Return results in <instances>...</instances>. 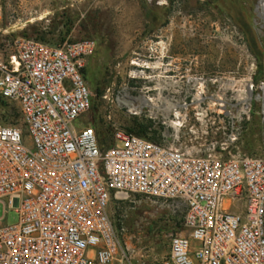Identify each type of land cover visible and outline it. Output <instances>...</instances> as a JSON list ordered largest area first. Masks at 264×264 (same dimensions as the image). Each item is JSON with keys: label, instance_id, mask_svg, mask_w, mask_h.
<instances>
[{"label": "built area", "instance_id": "1", "mask_svg": "<svg viewBox=\"0 0 264 264\" xmlns=\"http://www.w3.org/2000/svg\"><path fill=\"white\" fill-rule=\"evenodd\" d=\"M2 19L0 2V95L19 103L21 122H0V264H141L125 215L117 217L134 196L174 212L183 208L188 233L171 236L161 264H264V155L229 150L255 92L264 116V79L250 81L238 101L234 74L223 85L163 75L154 87L159 94H185L163 98L171 122H187L189 106L207 99L218 126L206 125L198 147L176 130L164 129L156 142L115 127L113 144L103 147L97 129L80 122L92 105L83 69L97 41L8 37ZM126 97L138 109L156 105L142 95H117L129 105ZM201 110L196 119L203 124L208 110ZM8 209L17 222H8Z\"/></svg>", "mask_w": 264, "mask_h": 264}, {"label": "rangeland", "instance_id": "2", "mask_svg": "<svg viewBox=\"0 0 264 264\" xmlns=\"http://www.w3.org/2000/svg\"><path fill=\"white\" fill-rule=\"evenodd\" d=\"M157 1L0 0L1 33L8 37H43L50 42L86 38L97 41L85 74L93 94L92 105L80 122L98 130L103 147L113 141L115 127L127 130L134 117L152 119L153 130H158L160 136L164 129L176 130L182 141L198 147L206 125L218 126L212 123L216 116L211 111L213 107L207 108V99L200 106L195 101L187 110V122H177L172 117L175 124L167 117L169 106L163 98L170 95L179 101L185 94H159L154 89L157 80L164 79L163 75H177L174 79L193 85L202 81L200 77L207 80L205 84L210 78H217L223 85L234 74V95L239 101L250 81L258 84L264 79V8L259 7L262 0ZM236 16L250 23V35ZM251 35L255 46L251 45ZM154 62L153 69L146 67ZM154 74L156 78L150 79ZM109 87L111 94L106 98ZM125 93L154 99L156 105L149 101L142 109L125 105L117 99L118 94ZM189 95L191 98L195 93ZM255 96L249 118L240 123L239 139L230 146L232 152L264 155V116ZM201 106L208 110L203 124L196 119L197 113L203 112ZM181 112L184 114V110ZM20 116L19 103L0 95V122H21ZM27 143H31L29 139ZM133 200L120 204L117 217L125 215L122 220L127 234L143 255L141 264H161L169 254L171 236L188 233L183 226V208L174 212L167 205L162 207L141 196H134ZM3 209L0 203V216ZM6 215L10 223L18 221L14 210L8 209Z\"/></svg>", "mask_w": 264, "mask_h": 264}, {"label": "trees", "instance_id": "3", "mask_svg": "<svg viewBox=\"0 0 264 264\" xmlns=\"http://www.w3.org/2000/svg\"><path fill=\"white\" fill-rule=\"evenodd\" d=\"M236 18L241 22L243 27L246 28L248 34L250 35V23H246V22L242 21L238 16H236ZM30 38H34V37H30ZM35 39L45 41V42H50V41H47L43 37H35ZM250 41H251V45L255 46V38L253 35H251ZM259 71H260V74H262L263 66L260 67ZM83 73H84V77H85L86 68L83 69ZM85 79H86V77H85ZM153 126H154V121L152 119H147V118L146 119L145 118L140 119L138 117H134L132 120V124L127 128V131L129 133L145 137V138L150 139L152 141L160 142V135H159L160 133L158 130H153ZM97 133H98V130H97ZM99 141L101 143L103 140L100 139ZM112 144H113V141H111V143L108 146H110Z\"/></svg>", "mask_w": 264, "mask_h": 264}, {"label": "bare ground", "instance_id": "4", "mask_svg": "<svg viewBox=\"0 0 264 264\" xmlns=\"http://www.w3.org/2000/svg\"><path fill=\"white\" fill-rule=\"evenodd\" d=\"M263 4V2H261V5ZM264 10V9H263ZM258 23V22H257ZM137 65H139V63L137 64ZM140 66V65H139ZM150 67V66H149ZM135 100V98H131V97H126V98H124L123 99V101L122 102H124V103H130V104H133V101ZM143 102H146V99H144L143 98Z\"/></svg>", "mask_w": 264, "mask_h": 264}]
</instances>
